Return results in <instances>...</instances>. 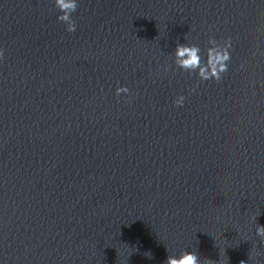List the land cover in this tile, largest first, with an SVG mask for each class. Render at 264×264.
Segmentation results:
<instances>
[{
    "label": "water",
    "instance_id": "1",
    "mask_svg": "<svg viewBox=\"0 0 264 264\" xmlns=\"http://www.w3.org/2000/svg\"><path fill=\"white\" fill-rule=\"evenodd\" d=\"M76 3L0 0V264H222L264 218V0ZM228 38L218 81L174 62Z\"/></svg>",
    "mask_w": 264,
    "mask_h": 264
},
{
    "label": "clouds",
    "instance_id": "2",
    "mask_svg": "<svg viewBox=\"0 0 264 264\" xmlns=\"http://www.w3.org/2000/svg\"><path fill=\"white\" fill-rule=\"evenodd\" d=\"M56 8L61 13L57 16V20L65 23L66 31H75L76 25L72 20L71 14L76 11V0H54ZM211 47L205 50L206 59L202 60L200 48L196 45L177 44L174 50V62L182 70L187 72H196L201 80H219L222 74L229 71L228 65L231 63V38L226 39L223 44L218 43L215 39L208 41ZM2 55V53H0ZM116 94L126 93L128 90L124 87H118ZM184 96H178L174 100L176 106H182ZM256 234L264 240V226L256 229ZM259 255V253H256ZM164 264H202L201 258L190 252H182L178 257L168 255ZM207 264V261H205ZM241 264H244L241 261Z\"/></svg>",
    "mask_w": 264,
    "mask_h": 264
}]
</instances>
